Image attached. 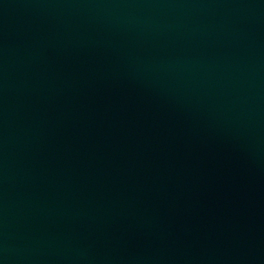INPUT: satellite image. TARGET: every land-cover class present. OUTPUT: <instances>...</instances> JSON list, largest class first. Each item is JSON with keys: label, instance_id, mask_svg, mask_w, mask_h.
I'll return each instance as SVG.
<instances>
[{"label": "water", "instance_id": "obj_1", "mask_svg": "<svg viewBox=\"0 0 264 264\" xmlns=\"http://www.w3.org/2000/svg\"><path fill=\"white\" fill-rule=\"evenodd\" d=\"M0 264H200L166 0H0Z\"/></svg>", "mask_w": 264, "mask_h": 264}]
</instances>
